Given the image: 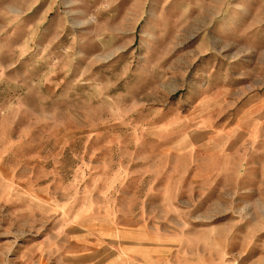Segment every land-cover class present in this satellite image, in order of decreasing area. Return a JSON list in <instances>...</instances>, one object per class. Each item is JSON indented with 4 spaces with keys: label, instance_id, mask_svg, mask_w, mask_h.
<instances>
[{
    "label": "rangeland",
    "instance_id": "1",
    "mask_svg": "<svg viewBox=\"0 0 264 264\" xmlns=\"http://www.w3.org/2000/svg\"><path fill=\"white\" fill-rule=\"evenodd\" d=\"M0 264H264V0H0Z\"/></svg>",
    "mask_w": 264,
    "mask_h": 264
}]
</instances>
